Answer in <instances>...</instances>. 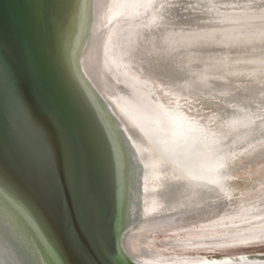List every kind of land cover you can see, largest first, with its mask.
<instances>
[{
    "label": "bare ground",
    "instance_id": "6f19581e",
    "mask_svg": "<svg viewBox=\"0 0 264 264\" xmlns=\"http://www.w3.org/2000/svg\"><path fill=\"white\" fill-rule=\"evenodd\" d=\"M82 12L80 71L147 170L123 249L141 264L263 261L209 254L264 245V175L230 183L235 160L264 164V0H84ZM152 231L177 252L151 249ZM21 234L0 204V264H36Z\"/></svg>",
    "mask_w": 264,
    "mask_h": 264
},
{
    "label": "water",
    "instance_id": "95a60500",
    "mask_svg": "<svg viewBox=\"0 0 264 264\" xmlns=\"http://www.w3.org/2000/svg\"><path fill=\"white\" fill-rule=\"evenodd\" d=\"M83 2L0 0V204L36 264H141L123 241L147 170L80 71Z\"/></svg>",
    "mask_w": 264,
    "mask_h": 264
},
{
    "label": "rangeland",
    "instance_id": "374dc122",
    "mask_svg": "<svg viewBox=\"0 0 264 264\" xmlns=\"http://www.w3.org/2000/svg\"><path fill=\"white\" fill-rule=\"evenodd\" d=\"M196 110L197 109L194 108L192 110H189L188 112L191 115H193V116H197L198 115L199 118H200V120H202V121L205 120V116H207V113L209 114V113L212 112V108H201V107H199V111L200 112H197ZM242 162L243 161H240V160L238 161V159H237V160H235L236 166L231 165L232 173L235 176L230 181V183H231L232 186L238 188L237 189L238 191L243 190L247 186H252V185L254 186L255 183H256V181H257V179H262L263 178V175H264V164L263 165H260V166H255V165H251L250 166V165H246V163H243L242 164ZM179 234L183 236L186 233L180 232ZM169 236H171V234H167L164 231H154V232L152 231L150 233V237H149V241L151 243L150 244V248L151 249H156V246H158V248L166 247L170 251H173V252L176 251V250L171 249L170 247H168L166 244H163L162 243V241L165 240V239H167ZM178 252H185V253H187V252H191V251L190 250L189 251L188 250H184V251H178ZM195 252H197V251H195ZM198 252H202L203 253V251H198ZM215 252L216 253H212L210 251L211 254H209V255H213L215 257H221V256L230 257L232 255H235L237 257H252L253 259L255 257H259L261 259H264V245H262V246H256V247H246V248L237 249V250H235V249H231V250L230 249H228V250H224V249H221L220 250V249H218Z\"/></svg>",
    "mask_w": 264,
    "mask_h": 264
}]
</instances>
